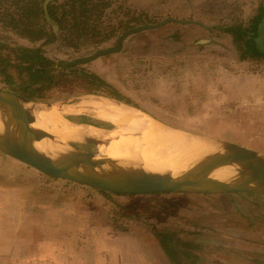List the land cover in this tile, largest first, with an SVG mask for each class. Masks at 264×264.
I'll return each instance as SVG.
<instances>
[{
  "label": "rangeland",
  "instance_id": "obj_1",
  "mask_svg": "<svg viewBox=\"0 0 264 264\" xmlns=\"http://www.w3.org/2000/svg\"><path fill=\"white\" fill-rule=\"evenodd\" d=\"M260 5L264 0H114L95 29L81 38L72 35L69 43L32 41L1 27L0 34L12 45L40 44L57 62L58 83L49 98L34 101L58 104L66 120L102 122L99 128L109 131L114 124L77 103L122 102L83 91L80 71L68 72L63 61L113 44L130 26L167 15L216 23L206 28L168 21L128 35L116 52L77 65L104 76L162 124L264 152V57L241 55L242 40L220 26L248 25ZM0 86L5 85L0 81ZM70 143L101 152L85 140ZM88 187L0 151V264H60L67 258L84 263L98 256L101 264H174L162 243L180 264H264V195H93Z\"/></svg>",
  "mask_w": 264,
  "mask_h": 264
},
{
  "label": "water",
  "instance_id": "obj_2",
  "mask_svg": "<svg viewBox=\"0 0 264 264\" xmlns=\"http://www.w3.org/2000/svg\"><path fill=\"white\" fill-rule=\"evenodd\" d=\"M171 20L184 23L196 22L204 25L197 19H179L167 15L156 22L130 26L118 34L113 44L99 47L90 54L72 58L66 63L67 65L85 63L101 55L116 52L120 50L123 40L128 35L142 29L162 25ZM260 31L264 35V21L260 26ZM111 99L120 101L115 98ZM120 102L135 107L126 102ZM38 104L43 103L0 86V122L2 126L0 150L44 174L109 192L125 194L249 192L264 195V152L230 140L214 141L218 144L217 149L205 152L193 164L177 174H173L170 170H147L141 166H115L112 164L111 157L107 155L96 156V150L82 149L70 143V140L66 141L69 147L54 155L41 151L34 146V141L43 137L55 139V135L47 128L32 125L36 119L33 108ZM71 121L88 123L78 120ZM187 133L191 134L190 132ZM83 140L94 145L98 143V139L93 136H86ZM228 164L235 166L234 174L226 178H217L211 175L217 167Z\"/></svg>",
  "mask_w": 264,
  "mask_h": 264
},
{
  "label": "trees",
  "instance_id": "obj_3",
  "mask_svg": "<svg viewBox=\"0 0 264 264\" xmlns=\"http://www.w3.org/2000/svg\"><path fill=\"white\" fill-rule=\"evenodd\" d=\"M114 0H0V27L10 29L32 41L42 39L52 41L62 38L66 42L72 35L81 38L101 22L102 16ZM264 7L256 13L250 25L226 26L238 39L243 30L257 34V24ZM139 18V16L137 17ZM100 20V22H98ZM0 34V81L5 88L14 90L33 100L49 98L51 89L58 83L57 62L45 54L41 45H17L4 42ZM252 35L247 39V49L256 50ZM66 38V39H65ZM251 47V48H250ZM241 55H244L243 51ZM62 67L68 72L80 71L84 80L83 91L101 93L117 100L138 106L135 101L122 95V92L104 76L95 71L79 68L77 64ZM103 125V123H96ZM101 190V189H100ZM105 191V190H101ZM171 261L180 264L177 257L165 246Z\"/></svg>",
  "mask_w": 264,
  "mask_h": 264
},
{
  "label": "bare ground",
  "instance_id": "obj_4",
  "mask_svg": "<svg viewBox=\"0 0 264 264\" xmlns=\"http://www.w3.org/2000/svg\"><path fill=\"white\" fill-rule=\"evenodd\" d=\"M77 104L92 107L96 116L110 121L115 125L114 129L106 131L93 125L71 122L63 117L58 104H38L33 108L36 119L32 125L47 128L54 133L55 139L43 137L35 140L37 149L54 155L69 147L67 140L82 141L86 136H93L98 139L97 145L101 149V152L96 150V156L107 152L115 166H141L147 170H170L177 174L205 152L218 148V144L209 142L206 137L174 129L135 107L108 98L83 100ZM68 109L69 113L76 112L75 108ZM136 131L140 136L130 134ZM235 171V166L228 164L217 167L211 175L226 178Z\"/></svg>",
  "mask_w": 264,
  "mask_h": 264
},
{
  "label": "flooded vegetation",
  "instance_id": "obj_5",
  "mask_svg": "<svg viewBox=\"0 0 264 264\" xmlns=\"http://www.w3.org/2000/svg\"><path fill=\"white\" fill-rule=\"evenodd\" d=\"M264 7V5H260L259 7H258V10H257V12L256 13H258V11L260 10V8H263ZM255 13V14H256ZM254 14V15H255ZM253 15V16H254ZM253 16L251 17V19H250V22H249V24L248 25H244V24H242V23H236V24H241L242 25V27L245 29V28H247L249 25H250V23H251V21H252V18H253ZM190 18H192V17H190ZM185 19H188V18H185ZM196 19V18H195ZM197 20H199V21H201L202 23H204V25H202V24H200V23H197V24H200V25H202V26H204V27H206V28H211V27H214V26H218L216 23H205L204 21H202V20H200V19H197ZM172 21V20H171ZM264 21V11H263V13H262V16H261V19H260V21L258 22V24H257V34L255 35V34H252L253 33V31H251V30H243L242 31V33L240 34V38L239 39H241L242 40V49H241V52L243 51V53H244V55H251V56H257V57H264V35L261 33V31H260V26H261V24H262V22ZM175 22H178V21H175ZM181 23V22H180ZM189 23H196V22H189ZM231 25H233V24H231ZM231 25H220L221 27H222V29L224 30V31H226V32H230L231 34H233L230 30H227V29H225V27L226 26H231ZM160 26V25H159ZM157 27V26H156ZM147 29V28H146ZM143 30V29H142ZM250 35H252L253 37H252V39L254 40V44H255V47H256V50L255 49H253V48H251L250 50V52H248V50H245V49H247V48H249L248 46L249 45H247L246 43V41H247V39H249L250 38ZM118 36V35H117ZM234 36V35H233ZM235 37V36H234ZM262 41V42H261ZM115 42V41H114ZM262 43V44H261ZM123 44V43H122ZM122 48V47H121ZM120 48V49H121ZM96 50V49H95ZM94 50V51H95ZM111 53V52H110ZM245 57V56H244ZM70 60V59H69ZM68 61V60H67ZM72 65H74V64H72Z\"/></svg>",
  "mask_w": 264,
  "mask_h": 264
},
{
  "label": "crops",
  "instance_id": "obj_6",
  "mask_svg": "<svg viewBox=\"0 0 264 264\" xmlns=\"http://www.w3.org/2000/svg\"><path fill=\"white\" fill-rule=\"evenodd\" d=\"M85 186H88V185H85ZM88 188L89 189L86 190L87 194L91 193L93 195H97L98 193H102V191L100 189H97V188H94V187H91V186H89ZM92 190H94V191H92ZM104 192H106L107 195H109V194H111V195L117 194L115 192H109V191H103V193ZM101 260H102V258L100 256H98L97 259L94 260L93 262H84V263H82L81 261H76L73 258H67V259L61 260L60 264H101Z\"/></svg>",
  "mask_w": 264,
  "mask_h": 264
}]
</instances>
